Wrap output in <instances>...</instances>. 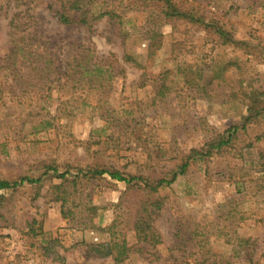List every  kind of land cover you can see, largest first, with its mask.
I'll return each mask as SVG.
<instances>
[{"label": "rangeland", "instance_id": "obj_1", "mask_svg": "<svg viewBox=\"0 0 264 264\" xmlns=\"http://www.w3.org/2000/svg\"><path fill=\"white\" fill-rule=\"evenodd\" d=\"M96 1L120 20L63 26L54 12L67 0L26 7L0 0V179H40L0 191V264H115L87 247L122 240L128 255L119 264H264V172L243 177L233 149L195 157L183 176L152 195L139 183L84 175L116 170L150 182L169 179L191 150L240 126L247 115L240 82L242 89L264 85V0H171L203 24L222 26L247 50L221 45L211 28L160 17L154 6L149 14L132 0ZM23 11L32 16L23 32L36 31L39 51L50 54L49 67L57 70L44 80L49 90L34 80L18 89L9 82V22ZM78 56L96 72L80 74ZM17 59L26 70L27 58ZM263 128L264 121L241 130L232 147ZM254 146L264 154V139ZM60 174L74 192L63 209L45 197L62 182ZM148 199L162 203L151 217L160 237L155 245L134 231L137 207ZM33 221L41 235H30Z\"/></svg>", "mask_w": 264, "mask_h": 264}, {"label": "trees", "instance_id": "obj_2", "mask_svg": "<svg viewBox=\"0 0 264 264\" xmlns=\"http://www.w3.org/2000/svg\"><path fill=\"white\" fill-rule=\"evenodd\" d=\"M21 2L23 6H28L33 3V0H16V3ZM134 3H140L138 7L141 8L142 12L153 13L155 10L151 9L152 6L160 10V17L163 16L166 19H186L190 22L197 23L199 25L205 26V28H211L214 33L217 35L218 41L221 45L230 44L236 47H244L246 50L249 49L248 45L244 42H239L233 39L229 31H226L222 26H217L214 22L209 24H203V20L199 17H195L192 11H181L171 0H132ZM159 3V5H158ZM99 5L101 7H99ZM163 7V8H162ZM23 14V15H22ZM57 21L63 26L71 25H82L89 27V20H98L104 17H107L109 20L119 19L120 16H117L114 13V9H109V6L98 3L96 0H67L66 6L63 10L54 12ZM26 16V18L24 17ZM32 16L28 15L26 11L20 12L19 14H14L9 22L10 29V42L13 50L10 54V57H6L7 60L11 59V63L7 64L6 70H10V75L12 79L9 81L13 83V87L18 89L17 85L25 86L27 82L37 81L38 84L44 86L42 90H49L50 86L46 87V82L49 81V78H54L56 76V68H50L49 66L53 65V62L50 58L49 53H44L39 51V46L36 45V31L30 33H24L23 27H27L29 21H31ZM152 34V33H151ZM152 39V37L150 38ZM25 56L27 58V63L32 66L30 69L34 74L31 78L29 73V65L25 68L18 69L17 56ZM76 57V56H75ZM74 57V59H75ZM30 58V59H29ZM79 59V60H77ZM82 56L76 58L79 67V72L81 74L83 69H87V62L83 64ZM6 62V60H5ZM7 63V62H6ZM93 69L89 72L88 69L84 74L95 73V65H92ZM224 68H222V71ZM16 71V72H15ZM22 72H25V76H22ZM221 72V69H219ZM79 78L81 82L86 81V83L91 84L93 82L92 76ZM215 77L219 78L220 74H216ZM47 79L46 82L44 80ZM85 78H87L85 80ZM8 79V78H7ZM195 78H186L185 84H190L191 86L196 83ZM19 82V83H18ZM248 89H242V83L240 82L238 92L241 93L243 100L246 103V112L247 115L241 118V125L234 126L228 131L224 132L221 135H218L216 138L208 141L203 148L200 150H191L189 155L178 164L172 171L169 172V179L163 178L157 182H150L142 177L136 176H124L122 173L112 170H78V172H84V175H90L91 177H98L104 174H107L112 180L117 182L125 183L126 185H131L132 183H139L145 191L148 190L149 194H157L158 190L161 187H168L176 181L179 176H183L188 167L190 160H193L195 157L198 159H204L209 157L213 151L218 153L225 152L227 149H233L235 158L239 161V171L242 173L243 177L249 174H259L264 172V154L262 151H259L255 148V144L261 142L264 139V128L261 129L254 137L253 140L248 143H243L240 146L234 148L232 147L233 140L238 138L239 132L246 131V128L253 126H261L264 121V85L255 88L248 82ZM90 86V85H89ZM161 86L159 94L162 95L165 88ZM40 89V88H39ZM44 109L42 106L40 109ZM35 108L33 111H36ZM47 171H52L54 174H57V170L54 167L47 166ZM57 178L61 179L62 182L58 185H54L51 188V192L46 193L49 197L48 203L60 204V208L63 209L64 205L67 202L68 197L73 195L74 192L68 191L69 181L65 178V174H60ZM29 185H38L40 179H32L28 177H22L18 181L10 182L7 180L0 179V191L5 190H14L16 187H19L23 184ZM75 181L71 182L72 186H75ZM39 188H37V192ZM3 196L0 195V205H2ZM162 206L161 200L159 199H148L147 201L141 202L137 207L135 214L134 222V231L138 239L145 243L149 244H159L160 237L159 235L151 228V217L159 212ZM63 215L65 212L62 210ZM2 216L0 215V218ZM35 221L29 224L30 235H41L42 229L41 226L35 230L33 227ZM109 231L112 236L114 232L112 228H109ZM87 252L89 255L95 257L106 258L110 257L115 264L122 263L128 255V248L126 247V242L124 240L120 242L110 241L103 244H91L87 247Z\"/></svg>", "mask_w": 264, "mask_h": 264}]
</instances>
